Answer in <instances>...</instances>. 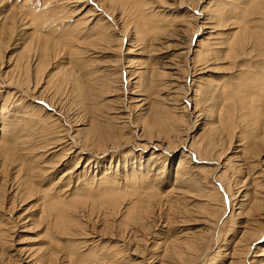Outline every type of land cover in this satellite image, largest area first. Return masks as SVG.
Instances as JSON below:
<instances>
[{
    "label": "rangeland",
    "instance_id": "1",
    "mask_svg": "<svg viewBox=\"0 0 264 264\" xmlns=\"http://www.w3.org/2000/svg\"><path fill=\"white\" fill-rule=\"evenodd\" d=\"M0 264H264V0H0Z\"/></svg>",
    "mask_w": 264,
    "mask_h": 264
},
{
    "label": "bare ground",
    "instance_id": "2",
    "mask_svg": "<svg viewBox=\"0 0 264 264\" xmlns=\"http://www.w3.org/2000/svg\"><path fill=\"white\" fill-rule=\"evenodd\" d=\"M222 22V21H221ZM195 55H197V57L196 58H194L195 60L194 61H197L198 60V54H195ZM195 57V56H194ZM195 64H198V63H196L195 62ZM199 65V64H198ZM197 65V66H198ZM137 68V67H136ZM220 78V77H219ZM218 78V80H220ZM222 78V77H221ZM218 82V81H217ZM212 85V84H211ZM215 85H217L216 86V89L217 88H220V87H218V85H219V82H218V84H215ZM213 86V85H212ZM163 110V109H162ZM161 112H163V111H161ZM157 116H162V114L160 113V112H158L157 113ZM160 119V118H159ZM144 130V129H143ZM142 130V131H143ZM149 130V129H148ZM105 132H107L106 130H105ZM95 134H97V135H95ZM102 134H104L103 133V131H102V129L100 130V129H94V133H92V135H94V136H98V140L99 141H102V140H106L107 141V139H105L104 137H102ZM109 136V135H108ZM109 140H108V143H109V141H110V143L109 144H112V145H117L118 143L117 142H114V141H111L113 138H112V136H111V140H110V138H108ZM208 141H209V139H208ZM210 143H212V142H210ZM202 151V150H201ZM182 156H185V154H183ZM182 156L179 158V160H180V162L182 161ZM167 160V158L164 156V155H161V156H157L154 160H152L151 161V165H153L154 166V163H161L162 164V166L166 163L165 161ZM168 162V161H167ZM220 164V163H219ZM159 165V164H158ZM136 167H138V166H136ZM184 168H186L185 167V164H184V166H183ZM182 167V168H183ZM183 168V171L185 170ZM156 169H158V168H156ZM159 169H161V168H159ZM197 169V168H196ZM132 171V170H131ZM133 171H134V173L136 174V173H140V174H147V173H150V171H151V169L147 166L146 167V169L145 170H143V171H141V169H139V171H136V168L135 169H133ZM136 171V172H135ZM160 171V170H159ZM155 172L156 174V176L157 175H159L161 172ZM183 171L181 170L179 173H177L176 172V174L179 176L180 174H184L183 173ZM198 171V170H197ZM91 174V173H90ZM74 175V174H73ZM134 175V174H133ZM161 175V174H160ZM134 176H137V174L136 175H134ZM148 176V175H147ZM114 180V179H113ZM109 178H106L105 179V181H104V183H109ZM98 182V181H97ZM95 182H92V183H90L89 185H93ZM258 205V204H257ZM138 214V213H137ZM142 214V213H141ZM134 217H136V216H134ZM133 216H132V218H134ZM141 217H139V219H140ZM135 219V218H134ZM249 249V248H248ZM233 254V253H232Z\"/></svg>",
    "mask_w": 264,
    "mask_h": 264
}]
</instances>
